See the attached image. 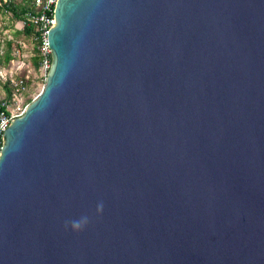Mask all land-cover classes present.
Returning a JSON list of instances; mask_svg holds the SVG:
<instances>
[{
	"label": "water",
	"instance_id": "1",
	"mask_svg": "<svg viewBox=\"0 0 264 264\" xmlns=\"http://www.w3.org/2000/svg\"><path fill=\"white\" fill-rule=\"evenodd\" d=\"M49 45L0 264H264V0H57Z\"/></svg>",
	"mask_w": 264,
	"mask_h": 264
},
{
	"label": "trees",
	"instance_id": "2",
	"mask_svg": "<svg viewBox=\"0 0 264 264\" xmlns=\"http://www.w3.org/2000/svg\"><path fill=\"white\" fill-rule=\"evenodd\" d=\"M35 1L36 0H0V14L4 18H7L9 23H11V25H9L11 28V37H5V47L3 48V57H1V63L9 65L16 58V47L19 46L20 43L29 44L33 47L32 57L30 59L31 67L34 70V73L40 78L42 56L39 50V43L36 41V29L35 27L30 26H25L24 29H18L16 27L17 23L19 22H27L29 13H36L39 11ZM0 46H2V44H0ZM31 79L25 83L26 90L32 83ZM13 83H5L4 89L6 90V96L4 99L0 100V110L5 111L9 115L10 113L7 109V105L10 102H13L14 95L17 91V87ZM44 83L46 85V81ZM23 94L26 97L29 96L26 91H24ZM33 101V98H28L27 105H30ZM4 103L6 106H3ZM2 147L3 143L0 144V154Z\"/></svg>",
	"mask_w": 264,
	"mask_h": 264
},
{
	"label": "rangeland",
	"instance_id": "3",
	"mask_svg": "<svg viewBox=\"0 0 264 264\" xmlns=\"http://www.w3.org/2000/svg\"><path fill=\"white\" fill-rule=\"evenodd\" d=\"M20 1V0H19ZM11 23L7 18H4L0 14V100L6 96V90L4 89L5 83L18 81L20 78L26 79V81L32 80L30 87L25 90L29 96H25L23 93L14 95L13 102L8 104V111L10 115L23 113L29 105H27V99L33 98L34 100L41 94L45 87L44 77L34 74L30 68L29 60L32 57L33 47L26 43H20L15 50V60L9 65L1 63V57H3V48L5 47V37H11ZM18 29H24L23 22L17 23ZM14 84V83H13Z\"/></svg>",
	"mask_w": 264,
	"mask_h": 264
},
{
	"label": "built area",
	"instance_id": "4",
	"mask_svg": "<svg viewBox=\"0 0 264 264\" xmlns=\"http://www.w3.org/2000/svg\"><path fill=\"white\" fill-rule=\"evenodd\" d=\"M36 6L39 11L36 13H29L27 22H23V26L35 27L37 38L39 43V50L42 56L41 61V74L45 80H47L52 68H53V51L49 45L50 30L54 25L57 0H36ZM17 87L16 95L22 94L25 88V79H19L13 81ZM3 106H6L4 103ZM8 107V105H7ZM23 113L9 115L5 111L0 110V144L3 143L4 133L7 127L11 126L12 122L22 117ZM2 150V149H1Z\"/></svg>",
	"mask_w": 264,
	"mask_h": 264
},
{
	"label": "clouds",
	"instance_id": "5",
	"mask_svg": "<svg viewBox=\"0 0 264 264\" xmlns=\"http://www.w3.org/2000/svg\"><path fill=\"white\" fill-rule=\"evenodd\" d=\"M102 210H103V205L101 204L98 206V211H102ZM86 222H87V218H84L80 221H73L71 226L73 228H80L82 223H86Z\"/></svg>",
	"mask_w": 264,
	"mask_h": 264
},
{
	"label": "crops",
	"instance_id": "6",
	"mask_svg": "<svg viewBox=\"0 0 264 264\" xmlns=\"http://www.w3.org/2000/svg\"><path fill=\"white\" fill-rule=\"evenodd\" d=\"M23 29V28H22ZM29 63H30V68H31V70L34 72V70H33V68L31 67V62H30V60H29ZM35 74V73H34Z\"/></svg>",
	"mask_w": 264,
	"mask_h": 264
}]
</instances>
